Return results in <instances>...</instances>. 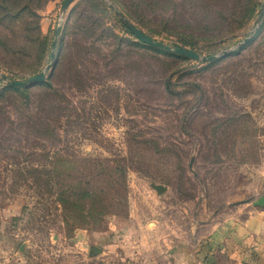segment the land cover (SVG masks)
<instances>
[{
  "label": "rangeland",
  "instance_id": "1",
  "mask_svg": "<svg viewBox=\"0 0 264 264\" xmlns=\"http://www.w3.org/2000/svg\"><path fill=\"white\" fill-rule=\"evenodd\" d=\"M63 1L0 0V264H186L264 192L263 0Z\"/></svg>",
  "mask_w": 264,
  "mask_h": 264
},
{
  "label": "crops",
  "instance_id": "2",
  "mask_svg": "<svg viewBox=\"0 0 264 264\" xmlns=\"http://www.w3.org/2000/svg\"><path fill=\"white\" fill-rule=\"evenodd\" d=\"M242 205L249 209L246 216L234 215L212 227L200 248L186 256V264H264V192L231 211L235 214Z\"/></svg>",
  "mask_w": 264,
  "mask_h": 264
},
{
  "label": "water",
  "instance_id": "3",
  "mask_svg": "<svg viewBox=\"0 0 264 264\" xmlns=\"http://www.w3.org/2000/svg\"><path fill=\"white\" fill-rule=\"evenodd\" d=\"M74 1L75 0H64L60 6V14L61 15L64 14ZM110 8L114 11V14L119 18V20L121 21L124 28L128 32H130L132 34V36L135 37L139 42H141L142 44H144L146 46H149V47L156 49L158 51L170 53V54L176 55L178 57L186 58V59L196 61V62L198 61V62H202V63H209V62H212L216 59V57H214V56L208 57V58L201 57L195 51H192V50H189L186 48H182V47H172V46L157 42V41L153 40L152 38H150L149 36H147L146 34H144L143 32H141L134 25H132L123 16V14L120 13L113 6L110 5ZM263 17H264V0L262 1V3L259 6V9L257 10V17L254 20V26L257 27L260 24V22L262 21ZM59 33H60V27H57V29L55 31L54 39H53V42L51 45V52H50L51 61L53 60V58L55 56L56 43H57V38H58ZM246 42H247V40H244V43H246ZM225 54H226L225 52L222 53V55H225ZM49 69H50V64L45 68V70L47 71ZM44 80H45V72L44 71L40 72L35 77L30 78V79L23 81V82L8 81L5 76H1L2 82H5L8 86H11V87H14L17 89H24V88L29 87L31 85L40 84ZM154 189L159 193L161 192L160 187H154ZM89 251H90L91 256H94V255L101 253V250L99 248H96V247H91Z\"/></svg>",
  "mask_w": 264,
  "mask_h": 264
},
{
  "label": "trees",
  "instance_id": "4",
  "mask_svg": "<svg viewBox=\"0 0 264 264\" xmlns=\"http://www.w3.org/2000/svg\"><path fill=\"white\" fill-rule=\"evenodd\" d=\"M123 29H124V31L127 33V34H129V35H131L132 36V34L130 33V32H128L124 27H122ZM151 38V37H150ZM177 47V46H176ZM167 55H172V54H170V53H167ZM11 91H13V92H19V91H21V89H17V88H14V87H8Z\"/></svg>",
  "mask_w": 264,
  "mask_h": 264
}]
</instances>
